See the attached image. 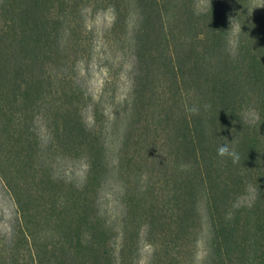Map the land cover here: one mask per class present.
I'll return each instance as SVG.
<instances>
[{
  "label": "trees",
  "instance_id": "16d2710c",
  "mask_svg": "<svg viewBox=\"0 0 264 264\" xmlns=\"http://www.w3.org/2000/svg\"><path fill=\"white\" fill-rule=\"evenodd\" d=\"M248 2L0 0V264H141L144 245L143 264H264V13ZM107 9V70L129 88L94 100L86 20Z\"/></svg>",
  "mask_w": 264,
  "mask_h": 264
},
{
  "label": "rangeland",
  "instance_id": "374dc122",
  "mask_svg": "<svg viewBox=\"0 0 264 264\" xmlns=\"http://www.w3.org/2000/svg\"><path fill=\"white\" fill-rule=\"evenodd\" d=\"M248 12L249 14L264 13V0H249ZM113 20V14L109 9L88 15L86 20L87 28L93 35V57L86 67L84 65L81 66L80 72L84 76L87 93L94 100H97L100 96L106 81H110L109 83L112 84V86L110 84L107 86L108 92L110 93L114 90L117 98L126 95L129 88L124 69H118L116 67L114 74L110 76L105 62L106 45L104 42V33L110 29ZM226 29L229 40L233 41L237 35L238 27L232 17H229ZM115 144L116 138L113 139L112 146ZM71 170L75 177H80L83 168L80 165H75ZM12 209L11 202L4 194L0 185V230L5 229L9 225ZM207 229L208 227L206 225L205 234L207 233ZM150 254V247L144 245L141 250V264L146 261Z\"/></svg>",
  "mask_w": 264,
  "mask_h": 264
},
{
  "label": "clouds",
  "instance_id": "9594fccd",
  "mask_svg": "<svg viewBox=\"0 0 264 264\" xmlns=\"http://www.w3.org/2000/svg\"><path fill=\"white\" fill-rule=\"evenodd\" d=\"M190 111H192L193 113H196L197 109L193 108V109H190ZM218 155L222 157L223 156H233L235 160H238V156L234 152H231L227 145H221L218 147Z\"/></svg>",
  "mask_w": 264,
  "mask_h": 264
}]
</instances>
